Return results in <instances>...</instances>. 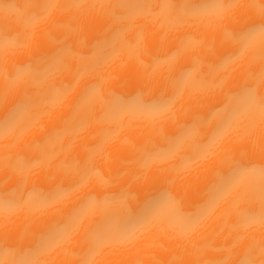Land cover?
I'll use <instances>...</instances> for the list:
<instances>
[{"label":"bare ground","instance_id":"1","mask_svg":"<svg viewBox=\"0 0 264 264\" xmlns=\"http://www.w3.org/2000/svg\"><path fill=\"white\" fill-rule=\"evenodd\" d=\"M37 2L0 0V28L7 24L13 41L17 34L26 41V47H17L14 42H6L0 33V116L18 95L17 89L9 94L7 104L3 102L7 78L12 75L15 65L27 61L37 51L51 50L58 40L70 46L74 54L68 59L69 69L57 73L44 85L54 83L62 89L54 95L53 102L45 106L46 114L27 128L22 122L20 128L0 135V181L5 176H11V183L21 178L19 173L13 174L7 167L18 155L37 159L42 151L50 154L32 168L21 196L22 206L6 208L0 205V240L7 236L11 242L19 241L27 247L54 218L57 210H66L89 192L97 194L99 199L139 174L144 186L156 183L170 190L177 202L163 203L152 222L130 239L101 245L92 257L93 264H198L224 257H230L233 262L244 258L250 242L259 243L264 239V228L255 224L237 233L230 225L236 219L235 202L242 194L246 201L245 188L256 183L258 177H249L237 185L209 207L195 226L188 227L186 221L204 204L208 184L226 148L234 152L246 149L254 158H261L259 144L264 143V136L259 129L254 134V138H258L255 145L240 139L237 130H231L207 157L196 163L181 162V157L190 154L185 145L174 156L153 160L147 167H142L137 149L154 133L153 116L128 110L116 120H106L102 118L101 110L110 92L132 95L146 77L159 82L170 71L175 73L192 68L181 96L168 114L158 118V123L166 130L170 129L173 122L169 116L179 112L183 119L187 113L180 110L191 105L193 110L198 108L204 114L217 109L216 115L211 117V125H214L223 115L219 109L225 102V94L238 92L249 67H255L251 64L255 49L250 46L245 52L238 53L234 61L213 71L212 65L239 47L222 43L224 29L236 30L250 21L257 10L244 6L264 4V0H238V7L222 14L208 12L186 19H176L164 6L176 0H148L152 5L150 9L125 22L119 32L117 29L121 25H113L107 8L100 7V4L106 6L114 0H84L82 8L70 10L63 8L68 0H54L55 7L41 13L35 22H29L28 15L33 11L31 5ZM93 3L96 7H89ZM65 23H71L75 31L69 32L61 26ZM173 53L177 54L173 56ZM89 65H96L95 71L81 73V69ZM201 78L214 84L223 80V87L201 89L197 83ZM101 79V88L80 105L77 112V118L90 112L88 122L82 127L61 131L84 89ZM49 133H52L51 139H48ZM36 141L44 144L43 149L30 150L29 146ZM85 162L88 175L78 188L50 208L33 205L27 192L42 176L64 177L71 182L78 179L77 169ZM69 164L71 168L67 167ZM102 212V208L91 211L67 241L40 259L48 264H78L79 256L74 254L81 250L80 239ZM237 235L244 238L237 242ZM13 258L0 254V264Z\"/></svg>","mask_w":264,"mask_h":264},{"label":"snow or ice","instance_id":"2","mask_svg":"<svg viewBox=\"0 0 264 264\" xmlns=\"http://www.w3.org/2000/svg\"><path fill=\"white\" fill-rule=\"evenodd\" d=\"M84 0H68L63 6L64 10L80 9ZM148 0H114L109 5L100 4L107 8V14L113 25H121L117 32L122 30L125 22L132 21L135 16L146 13L150 7ZM176 19L197 17L208 12L222 14L238 7V0H176L175 3L165 4ZM55 7L54 0H38L31 5L33 11L28 15L29 22H35L41 13ZM89 7H96L90 4ZM244 7L256 9L254 18L236 30L225 28L222 43L227 42L239 45L235 52L225 55L219 63L212 65L213 71L226 66L237 58L238 53L245 52L250 46L254 47L251 64L245 73L244 83L236 93H226L225 102L219 109L223 115L211 125V117L215 116L217 109L204 114L199 109L193 110L191 105L180 111L187 113L181 119L180 113H172L169 120L173 122L170 129H165L158 123V118L170 112L176 100L181 96L187 77L194 70L184 68L175 73L171 72L159 82L146 77L144 83L132 95H115L111 92L104 100L101 110L102 118L116 120L122 112L132 110L138 113L150 114L154 118V133L137 149L142 167H147L153 160H165L174 156L187 145L190 154L181 157V162L196 163L210 154L217 143L231 130L239 132V138L256 144L258 138L254 134L259 132L264 136V4L250 3ZM75 19V18H73ZM69 32L75 31L71 23L61 25ZM0 33L6 42H14L17 47H26V41L19 35L13 41L11 28L4 25ZM257 37L259 40L257 41ZM179 49L177 50V52ZM70 46L62 41H56V47L51 50L37 51L25 62L14 66L13 73L7 78V86L3 102L7 104L11 92L18 91V95L10 106L0 116V135H7L21 127L27 128L40 119L45 106L53 102L55 94L62 91L54 83L44 85L57 73L69 69L68 59L73 55ZM177 53H173L175 56ZM168 59H171L169 57ZM96 65L85 66L82 72L95 71ZM78 73V74H81ZM198 85L201 89L209 87H223V80L219 84L201 78ZM102 86L101 81L89 84L73 105L71 117L63 122L61 131L84 126L90 117V112L80 115L77 112L80 105L93 97ZM66 93L67 89H63ZM245 120L247 121L245 123ZM211 125V126H210ZM59 134V132H57ZM52 133L48 134L51 139ZM44 144L34 142L29 149H43ZM261 158H254L248 150L242 149L234 152L226 148L214 170L213 178L207 187L204 204L186 221L188 227L198 224L206 214L209 207L214 206L227 193L240 185L249 177H258L254 184L246 186V201L244 194L235 202L236 219L230 228L237 233L242 229L255 224L264 228V143L259 144ZM50 154L41 152L40 158L32 159L29 156L18 155L7 165L13 174L19 173L20 179L11 183V176H5L0 181V205L6 208H18L24 203L21 198L32 168L42 162ZM75 163V162H73ZM67 167L71 168L69 164ZM78 179L68 182L67 178L53 179L50 175L42 176L37 184L28 190L27 195L33 205L47 209L64 199L69 192L80 186L88 175L87 164H81L77 169ZM119 180V176L115 178ZM177 201L170 190L153 183L144 186L139 174L132 180L119 186L115 191L102 195L86 193L66 210L60 209L54 218L40 231L27 247L22 243L11 242L7 236L0 240V254L12 256L4 264H48L40 259L52 249L67 241L72 233L79 227L81 221L91 211L102 208L100 216L89 224L84 231L80 245L81 250L74 255L79 256L78 264H93L92 257L106 242L130 239L137 231L149 225L156 215L159 207L166 201ZM244 205V206H242ZM244 237L236 236L239 242ZM198 264H264V239L259 243L250 242L245 249L244 258L234 262L230 257L214 261H202Z\"/></svg>","mask_w":264,"mask_h":264}]
</instances>
